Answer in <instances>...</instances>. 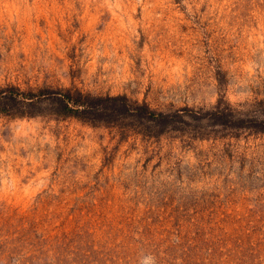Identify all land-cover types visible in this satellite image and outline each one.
I'll use <instances>...</instances> for the list:
<instances>
[{
    "label": "rangeland",
    "instance_id": "374dc122",
    "mask_svg": "<svg viewBox=\"0 0 264 264\" xmlns=\"http://www.w3.org/2000/svg\"><path fill=\"white\" fill-rule=\"evenodd\" d=\"M5 87L173 121L0 115V264H264V0H0Z\"/></svg>",
    "mask_w": 264,
    "mask_h": 264
},
{
    "label": "trees",
    "instance_id": "16d2710c",
    "mask_svg": "<svg viewBox=\"0 0 264 264\" xmlns=\"http://www.w3.org/2000/svg\"><path fill=\"white\" fill-rule=\"evenodd\" d=\"M190 114L201 117L192 112ZM0 115L10 118L53 116L78 119L90 124L112 123L119 115H129L154 123L157 129L152 131L153 135H160L173 121V115L155 114L144 104H131L122 96L96 97L68 89L48 88H28L26 91L11 87L0 88ZM209 117L219 125L260 126L261 130L264 129V122L233 121L228 107L213 110Z\"/></svg>",
    "mask_w": 264,
    "mask_h": 264
}]
</instances>
